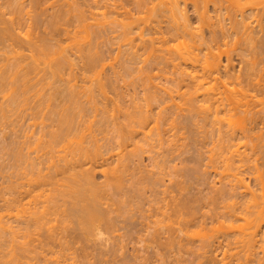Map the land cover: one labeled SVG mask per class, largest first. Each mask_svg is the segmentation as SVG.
<instances>
[{
    "label": "bare ground",
    "instance_id": "obj_1",
    "mask_svg": "<svg viewBox=\"0 0 264 264\" xmlns=\"http://www.w3.org/2000/svg\"><path fill=\"white\" fill-rule=\"evenodd\" d=\"M44 1L43 0H0V46L7 47L9 49L8 50L9 52H7V54H6L7 50L6 51L1 50V51H4L3 56H5V57H2V60L0 59L1 60L0 61V97L2 96L1 98L3 99V101H2L3 106L2 105L0 106V124L2 125L4 121H5V123H7L6 121L8 119H11L12 116H13V119L15 116L17 118L18 117L21 118L22 116L20 117L17 115L19 113H21V115H22L26 110H27V112L29 110V111H32L36 114V115L33 114V116L35 115V120L42 117L43 119L41 121L43 124H45L46 122H44V121L47 120V121H50V123H52L54 128L57 127L56 128L57 130L53 131L51 128L53 126L49 124L50 129H48L49 131L47 132V134H46V132H42L45 134H43L42 136L39 135L38 138H37V136L33 135V134H35V131L34 132H32V130L30 131V133L31 132L33 133V134L31 133L32 134V136H31L29 133H26L27 131L24 129V130H22V132L25 133L24 136L22 135L23 137L20 136L22 134V132H20V135L17 134V136H16V137L20 136L21 138L25 139L24 142H20V141H22V140H20V137L17 138L20 141H18L16 139V137L13 139V141H11L14 145V147H13L14 149L11 148L12 146L10 147L11 150L14 151L13 154L11 153L12 156H14L13 160L12 159L10 160V161H14V162H12V163H14V165L13 166L11 165V166L13 167L12 169L14 171L16 169L15 173L17 174V177L20 176V178H22V179L19 181V183L15 184V183H12L15 181V179L13 178L14 181H12L13 179L12 180L9 179L11 177H9V174H7V176L9 177L8 181H11L12 184H9V185L6 184L7 185L6 187L10 188L11 186H13V187H11L12 190H11V188H10V190L12 191L14 196L12 195V193H9V195L11 194L13 197L10 199H8L9 197H7L6 199H4V201L8 199L7 201H5L6 204H4V205H6L5 207H7V209L4 207L6 209L5 212L8 210V212H7L8 213V220H9V218H11L10 215H12L13 220H14L15 217L13 216V214L15 213V211L17 214L18 211L16 209H18V207L20 210L19 212H21V213H22V211L26 212V211H28V209H30L29 211H31V212H26V213L27 214L31 213V215L28 214L29 216H27V218L25 215L24 216L26 219L25 221L23 219H20V220H23L22 221L23 224H21V225H24L25 227L21 226L22 229H20V227H19L17 230L16 227H18V226L14 227L13 226L14 224L12 225L13 222L11 223L10 220L6 222L7 213H5L6 220L3 221L4 219L2 216H4V213L0 212L1 217H2V219H1L2 221H0V228L3 231L8 230L9 232L8 231H6V232L9 233V235H12L14 233L13 236L15 239L14 240L13 237L11 236V241L9 239L4 240V238H3V240H1L2 243H0V245L5 243L9 250L5 248L7 251L1 252V250H3V248H4L3 246H5V244L0 247L1 248L0 249V264H26V262L29 259L31 261V258L30 257L28 258L27 254L28 255L36 254L37 252L40 251L41 248H42L41 252H43V250H44L43 248L47 247V246L50 247L51 242L54 245L57 243L56 240H57L58 236H60V234L58 235V233H60V231L58 233H57V231H55L56 233L53 231L55 234L58 235L57 236L54 233H52V230H51V232L49 231L50 233L48 236V242H46L47 241L46 239L38 240L39 238H36L37 241H39V242H36V243H39V247H35L36 245L38 246V244H36L34 242L35 241L34 238L36 237V236L34 237V235H36V233L33 231L36 230L37 235H40L38 233V230H41L43 228L45 229V227L47 228V226L51 222H53V220H55L57 218V216H62V219H60V220L63 222L65 221V219L67 218V216H65V214H67V213H65L64 204H62L64 202V200L62 201V199H64V198H62L61 201L59 199L61 196L66 195L65 192L66 193L70 192L71 194H73L74 195V198H73L74 200H72L73 203L75 202L76 204H79V205H81V202H83L86 198H88V199L90 198V200H89L90 202L88 201V199H86V201H84L86 203L85 204L83 203L84 204L83 207H80V208H82L81 210H79V209L78 210L74 209V211L72 210L73 212L71 215L76 217L78 223H79L80 218L83 219V220H81L82 223L80 224L79 228H81V226H82L83 228H81V229L84 230V228H85L87 233H90V234L93 233L95 235L96 233L99 232V231H97V228H99L97 224L99 222L103 223V224L108 223V221L111 219V217L106 218V215L101 211L102 207L100 205L103 202L102 200L105 197L103 195L106 192L105 190H108L107 188H105V186L107 185V183L109 185V182H105V185L102 184V181H101V183H98V181H96V178H97L96 173L101 171L103 173L102 176H105L106 178L110 175L109 172L111 169H109V171H108V168L106 166L105 167L107 169L106 168L105 169L103 168L104 170L98 169L101 164H105L107 162L108 157L106 158V156L111 154L110 151H113L112 150L113 145L106 148V146L109 145L108 143H110L109 141L112 140V139L109 140V138H108L109 134H110V132H112L113 134L116 135L115 140L117 143V145H116L117 147L115 146V148H120L121 152H122V148H124L126 145H128V147H129L128 143L131 144L130 145L131 147L134 146L133 148H135L134 149L135 151H136V148L141 149L140 144H142V143H143L142 147L147 146L146 144H148V143L150 144L151 138H152V136H154V132L156 134L155 140H158V139H159V141L161 139L163 140L162 132L164 130L162 128L164 127L163 126L164 124H162L163 122L161 123L160 120H163V117L165 115L163 117H161L160 115H162V114L160 113V115H158V113H157V115L159 117H155V115L152 114L153 113L152 110L148 111L149 108L151 107V106H149L151 104V102L153 103L155 101L154 103H157L156 102L157 100H160L161 98L164 97L163 98L164 100H162V105H163V101H165V99L166 100H167V98L173 99L175 95L181 94L180 91H182V90H180V88L182 89V86L183 87L185 86L186 87L185 91L187 89H188L187 91L190 90L189 93H190L191 99H190V97L188 99H190L191 102L188 99H186V100H188L190 102L189 104L193 106V107L191 106L193 108V110L196 108V107H194L196 102L198 103L199 100H200L199 103L203 102V103H201L200 106H202V109L203 108L205 109L204 112H205V114H208V116L207 117L205 116L206 118H203L204 121H202V123H203L202 125H204V122L208 121L206 119L212 118L213 116L215 117L216 120H218L217 119L218 115L222 110H224L225 112H231L232 113V114H230L229 118L225 119L226 121L224 120L225 122H227L229 124V126H231V127H229L228 124L225 123V125H226V126L224 125L225 128L228 126L230 129L231 128L233 129L234 125L236 123L238 124V122L240 120L244 121L245 119H248L247 118L248 114H252V116L249 120H252L255 118V117H253L254 114L255 115H257L258 113L264 114V110H261V107L259 108L260 109L259 111H258V109L256 111H254V109H256V107L261 106L262 104L264 105V102H263L264 99L263 100L255 99L257 94L254 95L255 97H253V95H251V97H250V95H249V92H251V91L252 92L253 91L255 92L257 90L260 92L264 91V84L262 83L264 78L262 79V82L259 80V78H257L259 81L255 80L256 82L257 81L258 82L254 83V80L251 77V73L244 74L243 76H241V75L239 76L238 74L236 75V73L234 75V73H232L234 66H232L233 64H231V62H233L230 59L231 56L229 55L230 57H228V59L226 58L227 63L225 65H222V59H220V57H219L220 55L217 56V54L219 52L217 51L218 53L216 55H214V49L212 50V48L215 47L213 45L218 44L220 42V40L222 41L223 39L225 40L226 38H228V40H229V39H231V38H229V36L232 37V35L240 34L241 36H239V35H237V36H239L242 40H240L239 38H238L239 40H237V38H236V40L241 41V42L244 41V42H242L243 44L245 43L247 45L253 46L254 48L252 50H254V49L256 50V53L255 52L254 53L258 54L259 56H262L264 58V0H256V1H258L257 3H254L253 0H76V1L74 0V2L72 0V3H70L71 2V0H70V1H68L70 4L66 0H64L63 4H61L63 1V0H61V2L59 1L60 4L54 3L53 5H51L52 7H54V9H57L60 6V9L58 11L56 10L57 12L53 11L54 14H52V13L49 14L48 11H47L48 14H46V9L48 7L46 8L45 5H47L49 2L48 3L46 2L47 3L46 4V3H44ZM48 1H51V0H48ZM65 3L68 5V7L65 6L66 5ZM64 6L67 7V9H65ZM62 7H64V10ZM190 8L193 9L192 14H194L196 19L198 20V26L200 27L199 24H201V26H202V27H200V29L202 28V30H203L205 27L208 30V32H209L208 36L207 35L205 36L204 34L198 35L197 33L192 32L193 23L191 20V16L189 15V9ZM223 12H225L226 15H223L222 14ZM46 15H48V16L45 18ZM70 23H71V25H70ZM44 26L47 27V31H45V34H44V32L42 34V33H40V31H41L40 28L43 27L42 29L45 30ZM195 28H197V27H195ZM193 31H195V30H193ZM198 31H199V29H198ZM203 31L202 32L200 31V32L203 33ZM197 35H198V39H197L198 41L196 40L197 37H195ZM187 37H191V39H194V42H193V40H192V42L193 43L198 42L197 44H199V45L195 44L193 46L190 42L183 40V39H186ZM235 37H233V38H235ZM180 38L182 41L180 40ZM55 39H56V41H55ZM177 40L179 43H180V41L182 42L181 43L182 46H181V44H179L181 46V48L179 47V49H178L176 47L177 49L175 48L176 50H174L173 48H170L168 46L170 44V42H172V41L177 42ZM223 42H225V41H223ZM227 42H229V41H227ZM247 45H245V46H247ZM195 46H197L198 49L201 48L199 50V52L204 51L205 53L204 54L201 53L202 56L199 53H196L197 48ZM236 46H237V44H236ZM103 47H105L104 48L105 50H106V48H110V50H107V51H110L109 52L110 56L106 55V51L103 49ZM239 47L243 48L244 46L240 45ZM217 49H219V48L217 47ZM250 50H249V52H250ZM26 52L29 54L27 55ZM251 53H252V51H251ZM0 54H3V53H0ZM112 54H114V55H112ZM219 54H221V53H219ZM244 54H245V52H244ZM25 56L30 57V60H28L27 57H25ZM108 56L109 57L113 56L114 59H116V60H113V57L110 58L111 60H113L115 62L116 68L118 67L117 70L113 66L114 62H112L113 64L110 63V61H111L110 59L108 60L109 62H107V59L109 58ZM251 56H253V53ZM226 57H227V54H226ZM25 58L27 61L25 60ZM117 60L120 63L119 65H117V62H116ZM254 60L255 59H253L254 63L252 62V60L250 62H252L255 65L257 63V61H254ZM260 60L262 61L263 59H260ZM244 61H245V59H244ZM250 62H248V63H250ZM142 63H145V64H143L145 66L139 67V65L140 64L142 65ZM252 63H250V64H252ZM258 65H259V63H258ZM135 66L138 68H136ZM255 66H257V65H255ZM255 66L253 68H255ZM119 67H120L121 71L119 70ZM167 67L172 68V70H170L172 72L170 73L171 75L169 74L170 75L169 77L166 76L167 80L165 82H167V84L174 83L173 86L171 84V86L174 88H175V85H178L179 89L178 90L175 89L176 91L171 86L170 87L172 88V90L168 88L170 84L168 85V87L166 86L167 87L166 88V87H164V85H162V82H161V85H162L161 86L158 83L160 81L157 82V80H159V79H157V80L155 79L157 83L155 81H153L154 78L160 74V72H158V70L160 71L162 69L161 72H163V68H166V69H164V71H166V72H163V73H165V74L167 73V75H168V73L170 71H169V69H167ZM198 67H201V68H199V69H201V71L198 69ZM258 68H260V67H258ZM110 70H111L113 75L111 74V72L107 75L108 72L106 73V71H110ZM167 70H168V72H167ZM123 71L125 73H129V72L132 73L131 71H133V73L140 74V75H136L139 78L138 79L136 77V79H137V80L135 79L136 84H138L137 83L138 80L141 79V75L144 76V79H141L140 82L142 81V83L144 84V81H145L146 84H144L145 86H143V84H142V87L146 88V86H147L149 88V91L151 90L150 94L151 93L153 94V95L152 94L149 95V98H151L153 96L150 100L151 102L149 101L150 103L146 100V103L147 102L149 103V104L147 103L148 104L147 105L148 110H146L147 106L143 110V107L145 105L142 106L141 105L142 102L140 104L139 102H137L138 100H136V99H134L133 103H132V105H133L132 110L133 111L131 110V108H130L131 111H129L127 109L124 110L123 106H125V104L122 105L123 103L121 104V100L123 101V99L125 97L124 98H123V96H121L122 98L119 97L120 96L119 93H118L119 95L115 93L117 97L115 96L116 97V98H114V99H116L115 101L112 100L113 103H110L108 101V100H111L113 97L112 96L106 97L107 95H110V94H107V91L111 92L110 91L111 87H112L111 90H113V88L115 89L116 84H114V83H117L116 82L117 80L115 82H113V79L111 76H115L117 78V76L118 77L121 76L120 73L122 74ZM153 71H155V72L157 71L158 75L155 73L156 75L154 76V74H152ZM251 71H252V67H251ZM253 71H254V69H253ZM258 71H260V70H258ZM246 72H247V70H246ZM130 73H129V75H130ZM133 73H132V75H134ZM253 74H255V73H253ZM123 75L124 74H122V76ZM161 75H163V74H161ZM163 76H165V75H163ZM171 76H172V78H170ZM53 77L57 78V82H58V80H60L59 83L61 82V84L62 83L65 84L64 85L65 88L63 85H62L63 87L61 86L63 91L60 89L61 87H59V88L57 87L59 90H61V92L59 91V93H57V94L61 100L67 99L66 97L65 98H62V97L64 96L63 94H66L65 92L68 91L67 94H69L70 100L67 99V102L69 101L67 103V105H65V104L62 105V103H64V101L60 102L59 98L57 99L58 101H56L57 103L52 102V100H50L52 98L50 96L53 94L54 91L51 92L49 95L48 94L49 91L47 92V90L48 89L51 90L52 85L56 82V81H54V82L52 81V79H54ZM222 77L225 78V79L223 78L224 79L223 81H222ZM241 77H243V78H241ZM114 80H115V78H114ZM224 81H226V82H224ZM230 81H232L233 83H238L239 84L238 87H241V88L239 89L237 87L238 89L236 88V90H235V88H234V90H231L233 88L227 89L229 84L232 85V83ZM219 83H221V86L219 85ZM87 84H88V86H87ZM242 84H244V85H242ZM107 85L108 86L111 85L109 87L110 89L108 88ZM117 85H118V83H117ZM47 87H48V89H45ZM233 87H236V86H233ZM57 88H56V90H57ZM221 88H224V90ZM53 89H55V88H53ZM116 89H117V87H116ZM149 91H148V94H149ZM176 92H177V94H176ZM44 93L46 96L48 94V96L46 97L44 95ZM161 93H163L162 94V95H164L163 97H162V95L161 96L159 95ZM174 93H175V95H174ZM55 94L56 93L54 92V97H55ZM57 94H56V96H57ZM60 94L63 96L61 97ZM154 94H155V96H154ZM100 96H102V98L104 97L105 100L103 101L102 98L100 100L99 99ZM55 98H57V97H55ZM40 99H42L44 102H42ZM40 101H41V104L39 103ZM111 104H112V106L110 108ZM172 104H174V103H172ZM159 106H160V104H159ZM166 106L168 107V105H166ZM170 106H171V104H170ZM125 108H126V106H125ZM166 108H164V109H166ZM198 108H199V106H198ZM19 110L20 111L22 110V111L20 112ZM123 110L126 111L124 114H123V112H124ZM189 111L190 112H188V113L191 114V110H189ZM32 112L30 113L29 116L32 115ZM225 112L223 113V115L225 114ZM14 113H15V115H14ZM227 115H229V114H227ZM243 115H245V116H243ZM36 116L37 117L39 116V117L37 118ZM210 116H212V117H210ZM220 116H221V113H220ZM201 117H202V115H201ZM17 118H16V121L15 120L13 122L8 121L7 125L11 123L10 125H15V126L17 125V127H18V125H19L18 122H20V120H17ZM22 118H24V117H22ZM30 118H34V117L31 116ZM45 118H47V119L44 120ZM13 119H11V120H13ZM194 119H196V118H194ZM223 119H224V117H223ZM165 120H166V116H165ZM198 120H200V119H198ZM214 120H212V121H214ZM255 120H256V118H255ZM21 121H23V120H21ZM244 122H246V121H244ZM40 124H41V122H40ZM55 124H57V125L55 126ZM152 124H153V126H152ZM193 125L196 126V124H193L191 122L192 127H193ZM150 126H152V127H150ZM112 127H113V130H112ZM22 128H23V126H22ZM41 128L44 129V127H41ZM45 128L47 129V127H45ZM193 128H195V127H193ZM221 128H223V127H221ZM243 128H244V126H243ZM39 130H40V128H39ZM50 130H52V131H50ZM218 131H219V134L221 136L226 131V129L224 132H222V129L218 130ZM28 132H29V130H28ZM98 132L101 134L103 133L105 135V137H104V135H101V137H99L100 135ZM97 133H98V135H97ZM180 133H182V132H180ZM227 133H229V132H225L224 134H227ZM250 133H252V132H250ZM254 134H256V133H254ZM45 135H46V137H44V139H46V140L48 139L47 141L42 139L43 136H45ZM107 135H108V137H107ZM110 135H112V134H110ZM223 136H222V141L224 140V137H226V136L227 137L225 139L227 141L224 140L225 142L222 143L223 148H220V149L224 150V148L226 147L225 152L230 153V155L232 156L231 158L227 157L228 159L227 158L225 159L227 161L224 162V164L226 163V166H224L225 167L224 169L228 170V171L226 170L229 173L228 175L233 177L232 180H234V179L236 180L237 183L235 185H237L239 182L241 183L245 180L239 176V174L241 173V171L239 172V170H238L240 168V165L242 166V164H243L246 166L247 164H250V162L253 163V160L251 158L252 156H250L251 154L250 155H248V153L246 154V151L244 154H242V153L240 154L239 153L240 151H238V149L233 150V148H235V146L233 145L234 143L232 142V139L234 137L233 138H231V137L234 135H231V137L229 135H226L224 137ZM157 137H158V139H157ZM260 137H261V135H260ZM99 138H102V141L107 142V144H103V142ZM153 139H154V137H153ZM249 139L251 140V137H249ZM107 140H109V141H107ZM230 141L233 144L232 143L230 144L229 143ZM247 141H249V140H247ZM111 143H112V141H111ZM170 143H173V142H170ZM225 143H228V144L226 145ZM21 144H22V146H21ZM102 144H103V146H102ZM238 144H239V142H238ZM23 145H25V147H23ZM152 145H150V146H152ZM259 145H260V143H259ZM5 147H7V146H5ZM158 147H160V146H158ZM256 147H257V145H256ZM104 148H105V150H103ZM146 148L147 147H145L143 149H146ZM247 148H249V147L247 146ZM254 148H255V145H254ZM140 149H139V151H140ZM130 150H131L130 152H132V148ZM134 152H133V154H128V155L129 156L131 155V157L132 156L137 157V156L141 155V154L137 155L138 149H137L136 153H134ZM142 152L140 151V153H142ZM118 153H116V154H118V157L123 156L122 158L124 160L128 159L127 160L128 162H131V160L132 161L134 160L133 157L132 158L130 157L131 160L129 158H124V156L125 157H128V156H126V154L123 152H122V154H124V155L121 156L120 155L121 153L119 150H118ZM144 153H146V152H144ZM34 154H36V155H34ZM227 155H229V154H227ZM236 155L241 158V159L238 158V161L240 160L238 166H237V164H235V161H234L235 159H237V158H235V157H237ZM109 157L112 158L113 156H109ZM141 157L139 159H141ZM233 157H234V159H233ZM110 158H109V160H111ZM151 159H153V158H151ZM118 160H120V158ZM124 160H122V161H124ZM256 160H254V161H256ZM109 162H111V161H109ZM124 163L121 162L122 165H124V166L126 165V168L123 167V169L128 170L129 169L128 168L129 163H127V164H126V162H124ZM9 164H10V162H9ZM117 165L118 166H115L114 168L121 166L119 164H117ZM11 166H10V170H12ZM84 166H86V168ZM102 166H104V165H102ZM251 166H253V164H251ZM8 168H9V166H8ZM117 169H119V168L112 170L113 177H114V179L116 178V180L112 181V183H115V181H117V180L120 181L124 177V176L121 177L118 174L119 173L118 171H120L121 169L120 170H117ZM134 169L137 170V167L134 166ZM242 169H243V167H242ZM8 170L6 169V172L10 173V171H8ZM14 171H13L12 176L14 175ZM139 171H140V169H139ZM237 171H238V174L236 173ZM17 172H19V174ZM122 172L125 173L123 170H122ZM142 172L140 171V173H142ZM107 174H109V175L107 176ZM141 175L143 176V174H140V176ZM161 175H162V173H161ZM140 176L138 174L137 179H142L141 178L142 176L141 177ZM149 176H150V174H149ZM260 176L262 178V175H260ZM17 177H15V178H17ZM157 177L158 176H156L155 178H157ZM144 178L146 180L145 176H144ZM151 178L152 177H150V179ZM244 178H245V176H244ZM153 180H151L150 182H153ZM158 180H159V177L157 180L155 179L154 182L156 183ZM117 182H116V184H117ZM229 182L233 183L231 180H229ZM144 183H145V181H144ZM157 183H159V181ZM261 183H262V186H261L260 191H261V193L263 191L262 199H260L261 194H260V196H258V194L256 193L257 191L255 192L253 190L254 191L253 193L250 192V194H252V195L250 196L251 200L248 203H244L243 201H242L243 202L242 204L233 203L234 205H232V203H231V205H232L231 207H233L232 210H231V207H230V209H229V207H225V210H227L228 214H229L228 216L226 215L227 217H225V214H227V212L226 213H220L219 211H217V213L219 212L221 214V216L223 214L224 218H227L229 221L233 220V222L231 221L232 223H230L231 225L227 228H230L231 231L233 230V234L238 235V238H236V242L238 243V245L240 244L239 247H240L242 253H241V251L240 252L238 251V252H239V254L241 253L240 254L241 256L242 255L244 256V260L246 258L245 261L249 260L252 257V255L255 254L254 251H257L255 249H258L257 244L261 243L262 241L264 242V236H263L264 234L261 235V233H260L261 222H264V201H263V199H264V180ZM119 184L120 183H118L117 185L119 186ZM121 184L122 185H120V187L122 186V188H123V186L127 185V184L123 185L122 182H121ZM146 184H149V183H146ZM150 184H151V186H153L152 185L153 183H150ZM154 186L152 188H154ZM245 186L248 187V185H245ZM43 187L44 188L46 187V189L49 188L48 189L49 195H47L48 201L45 200L46 202H44V203L40 202V204L42 205L41 206L40 204H38L36 202H39L38 200L41 198L40 196H42L43 192H45V190H46V189H43ZM144 187H142V188H144ZM155 187H157V185ZM160 187H161V185L159 186V188ZM221 187H220V189H221ZM232 187L235 188V186H232ZM232 187L230 186L229 189H231ZM62 188H64V189H62ZM116 188H119V187H116ZM137 189L140 190L139 188H137ZM145 189H147V188H145ZM156 189L154 188L152 190L153 191L155 190V192H156L158 190V189L157 190ZM232 189L230 190L231 192L229 191V193H227L225 198L231 197V199H232L237 195V193L234 194V190H232ZM42 190H44V191H42ZM117 190L118 189H116V191ZM240 190H241V188H240ZM165 191H166V189H165ZM155 192H154V194H157ZM70 193H69V196H70ZM158 193H159V191H158ZM166 193H167V191H166ZM254 193H256L257 196L254 195ZM223 194H224V192L222 193V195ZM73 195H72V197H73ZM32 196L35 200H30V203H28V205H31V203H35V204H37L36 206L40 205L41 208L40 207L39 208L33 207L34 209L31 210L32 207L27 206L26 211L22 210L23 208H20V207L24 206V204H25L24 200L26 199V197L29 200V198H32ZM66 196H68V194ZM66 196H64V197H66ZM108 196H109V194H108ZM111 196H112V194H111ZM162 196H163V194H162ZM258 197H259V200L261 202L258 200ZM47 198H44V199H47ZM163 199L165 200V197ZM163 199H162V201H163ZM191 199L194 200V198H192V197H191ZM217 199H219V198H217ZM217 199H216V197L214 198L215 201ZM28 200H26V201H28ZM110 200L112 201V199H110ZM157 200H158V198H157ZM189 200L187 202L181 201V203H175L174 201H172L175 204L173 206L170 205V208H168L170 211H172L174 209V212L172 211L173 212L172 214L176 213V215L179 217L176 219V218L171 217V215H170V217L168 216L169 219L171 218V221L173 219H175L178 222V219H180V221L178 223L173 220L174 223H176V225L178 224V227L177 226L173 227L174 226L173 223H172L173 226L167 225V227H166L165 222H163V223L165 224L166 229H165L164 225L162 226V227H164L165 230H169L168 229L169 227L174 230L173 241L178 242L177 240L181 239L180 242H178V243H179L180 247L184 246V247H182L184 249L187 248L186 247L187 244H185V243H188V244H190V243H189V240H188V242H186L187 240L183 241L182 238L184 237L183 239H185L184 235L185 234L188 235L187 234L188 230H191L190 227L193 225L195 226L196 224H199L202 222L204 223L205 220L208 218V216H210L211 219L214 217V215L213 216L212 215L207 216V214H205V213H203V214L200 213L199 210H202V208L200 206V208H201L200 209L199 205L198 206L196 205V202H195L196 200H194L195 204L192 203L193 202L192 200H190V201ZM198 200H197V202H199ZM241 200H244V199H241ZM34 201H36V202H34ZM42 201H44V200H42ZM115 201H117V200H115ZM162 201H160V202H162ZM244 201H246V199ZM107 202L108 201L106 200L105 203L107 204ZM110 202H109V204H110ZM203 202H205V201H203ZM219 202L222 203L221 201H219ZM45 203H47V204L45 205ZM123 203L125 204L124 201H123ZM214 204H215V202H214ZM67 205H69V204H67ZM65 206H66V201H65ZM215 206H217V205L215 204ZM161 207H164V206H161ZM171 207H173V208L171 209ZM25 209H26V207H25ZM67 210H68V207L66 208V212H67ZM68 211H70V210H68ZM162 212H164V211H162ZM215 212H216V210H215ZM215 212H214L215 218H218L219 213L217 215ZM82 213H83V215H81V217H80V214H82ZM18 214H20V213H18ZM74 214H76V215H74ZM163 215H165V212ZM216 215H217V217H216ZM18 217H19V215H18ZM20 218H22V216ZM165 218L167 219L166 216H165ZM203 219H205V220H203ZM240 220L243 221L244 223L242 224V222H240ZM11 221H12V219H11ZM111 221H113V220H111ZM238 221L241 224L236 226L235 224H237ZM2 222H3V224H1ZM66 222L68 223V220ZM218 222H220V221H218ZM15 224L17 225V224H19V222L15 223ZM64 224H66V223H64ZM51 225H52V223H51ZM68 226H70V225H68ZM74 227H76V226H74ZM74 227H73V229L77 228V227L76 228H74ZM157 227H160V226L157 225ZM196 227H198V226H196ZM217 227H219V226H217ZM50 228H52V226ZM48 229H49V227H48ZM48 229H47V231H48ZM106 229H104V231ZM219 229L225 230L226 228H219ZM63 230H65V229H63ZM156 230H158V228L154 229L155 232H156ZM159 230H163V228L162 229L159 228ZM3 231H1V232L3 233ZM72 231H74V230H71V232ZM81 231H77V232H81ZM116 231H117V229H116ZM158 231H157V233H159ZM110 232H112V231H110ZM167 232L169 233L170 230ZM199 232H200V230H199ZM201 232H202V230H201ZM229 232H230V230H229ZM99 233H102V231ZM104 233H102V234H104ZM165 233H166V231H165ZM171 233L172 232H170L169 234H171ZM196 233H197V231H196ZM3 234L1 235V233H0L1 237L4 236ZM230 234L228 236H230ZM17 235L18 236L20 235L21 237L24 236L23 238H21V240L22 239L25 240V241L23 240L24 243L23 242L21 243L20 242L21 240L19 241L20 238H18ZM159 235H161V234H159ZM205 235H207V234H205ZM45 236L46 235L43 234L42 237H45ZM102 236H104V235H102ZM181 236H183V237L181 238ZM60 237L63 238L62 236H60ZM169 237L170 236L168 235L167 239ZM171 237H172V234H171ZM5 238H7V236ZM108 238H109V236H108ZM201 238L203 240H205L207 237L201 236ZM12 239H13V241H12ZM33 239H34V241H33ZM76 239H78V237ZM261 239H263V240H261ZM42 240H45V241H42ZM59 240H58V242H59ZM226 240H227V242L229 241L228 237ZM6 241L11 242V243L7 244ZM29 241L34 242V243H31V242L29 243ZM55 241H56V243H55ZM63 241L64 240H62V242ZM210 241H214V240H210ZM210 241H208V243H200L199 247L197 248L198 251L200 250L199 251L200 254L202 251H204L202 253L203 255L206 254V256H207L208 253L211 254V252H210L212 250L211 244H214V243H211ZM194 242H196V241H194ZM201 242H203V241L201 240ZM262 243L259 245H263ZM28 244H31V245L34 244L35 246L32 245V247H30V246H28ZM58 244H60V243H58ZM259 245H258V247H260ZM175 246H178V245H175ZM189 246H188V248H191V249L193 248V247H191V245H189ZM196 246H198V245H196ZM229 247H231V245H229L228 248ZM10 248H11V250H10ZM38 248H40V249L37 251ZM182 248H180V249H182ZM263 248H264V246H263ZM263 248L261 246L260 249L263 250ZM209 249H211V250H209ZM45 250H47V248H45ZM35 251H37V252L35 253ZM198 251L197 252L195 251V253H199ZM44 253H47V252H44ZM58 253H60V251ZM231 253H232V251H231ZM200 254H198V256ZM202 254H201V256H203ZM228 254L230 255V253H227L226 255H228ZM235 254H237V253H235ZM239 254H238V257H239ZM40 256H43V255H40ZM206 256H204V258H206ZM57 257H59V256H57ZM214 258H215V256H214ZM228 258H229V256H228ZM233 258H234V256H233ZM233 258H231V260ZM47 259H50V261H51V258L47 257ZM238 259L241 261V259H243V258H241V259L237 258V260ZM261 259H264V258H261ZM39 260H41V259H39ZM206 260H207L206 264H219V262L217 260L213 259L212 256H207ZM226 260H227V257H226ZM226 260L220 262V264H229L228 262H226ZM231 260H230V262H231ZM255 260L258 263V260L257 259H255ZM24 261H26V262H24ZM251 262H252V260H251ZM74 263H76V262H74ZM27 264H29V263H27ZM65 264H66V260H65Z\"/></svg>",
    "mask_w": 264,
    "mask_h": 264
},
{
    "label": "rangeland",
    "instance_id": "obj_2",
    "mask_svg": "<svg viewBox=\"0 0 264 264\" xmlns=\"http://www.w3.org/2000/svg\"><path fill=\"white\" fill-rule=\"evenodd\" d=\"M44 1V0H43ZM53 1V2H52ZM61 2V0H51V1H44V3H46L47 5H45V7L47 8L46 9V14H48V12H49V14L50 13H52V14H54L53 13V11H58L59 9H60V6H59V8H57V9H54V7H52L51 5H53L54 3L55 4H60V2ZM67 2L68 1H70V0H66ZM76 1V0H75ZM254 1V3H257L258 1H256V0H253ZM256 1V2H255ZM58 2V3H57ZM63 2H64V0L62 1V3L61 4H63ZM73 2H74V0H73ZM69 3V2H68ZM70 3H72V0H71V2ZM69 3V4H70ZM66 4V3H65ZM64 4V5H65ZM49 5V6H48ZM57 6V5H56ZM65 6H67L68 7V5L66 4ZM64 6V7H65ZM53 9H52V8ZM58 7V6H57ZM64 7H62L63 8V10H64ZM67 7H65V9H67ZM51 8V9H50ZM56 8V7H55ZM191 9V8H190ZM189 9V15L191 16V20H192V23H193V25H192V32H194V33H197L198 35H200V34H204L205 36L207 35L208 36V34H209V32H208V30L204 27V31L202 30V28L200 29V27H202L201 26V24H199L200 25V27L198 26V20L196 19V17L194 16V14H192L193 13V9H191L190 10ZM48 11V12H47ZM51 11V12H50ZM56 11V12H57ZM51 14V15H52ZM223 15H226V13L225 12H223L222 13ZM193 15V16H192ZM48 15H46L45 16V18L47 17ZM50 16V15H49ZM197 21V22H196ZM70 25H71V23H70ZM197 27V28H195V27ZM45 27V30L44 29H42V28H40L41 29V31H40V33H42L43 34V32H44V34H45V31H47V27L46 26H44ZM199 27V28H198ZM194 28V29H193ZM198 29H199V31H198ZM259 29V28H258ZM44 30V31H43ZM193 30H195V31H193ZM257 30V29H256ZM198 31V32H197ZM203 31V33H201V32ZM258 31V30H257ZM198 35L197 36H195V37H197L196 38V40L198 39ZM237 35H239V36H241L240 34H237ZM237 35H232V37L231 36H229V38H231V39H229L228 40V38H226L225 40L223 39L222 41L220 40V42L218 43V44H216V45H213V46H215L214 48H212V50L214 49V55H216L218 52L219 53H221V54H217V56H219L220 57V59H222V65H225L226 63H227V59H228V57H230V59L233 61V62H231V64H233L232 66H234L233 67V71H232V73H234V75H235V73H236V75L238 74L239 76L241 75V76H243L244 74H247V73H251V77H252V79L254 80V83H257L259 80L262 82V79L264 78V58L262 57V56H259L258 54H255L256 53V50L254 49V50H252L254 47L253 46H250V45H247V44H243L242 42H244V41H237V40H242L239 36H237ZM236 36V37H235ZM233 37H235V38H233ZM236 38H237V40H236ZM239 38V39H238ZM59 39V38H58ZM57 39V40H58ZM233 39V40H232ZM235 39V40H234ZM180 40H181V38H180ZM183 40H186L187 42H190L193 46L196 44V45H199V44H197V43H193L194 42V39H191V37H187L186 39H183ZM192 40H193V42H192ZM55 41H56V39H55ZM54 41V42H55ZM182 41V40H181ZM180 41V43L178 42V40H177V42L175 41H172V42H170V44L168 45L170 48H173L174 50H176L177 48L179 49V47L181 48V46H182V42ZM185 41V42H186ZM198 41V40H197ZM223 41H225V42H223ZM227 41H229V42H227ZM223 42V43H222ZM239 42V43H238ZM175 43V44H174ZM179 44H181V46L179 45ZM229 44V45H228ZM236 44H237V46H236ZM239 44V45H238ZM244 46L243 48L242 47H239V46ZM245 45H247V46H245ZM172 46V47H171ZM184 46V45H183ZM109 47V46H108ZM177 47V48H176ZM196 48H197V50H196V53H199L200 55H201V53L202 54H204L205 52L203 51V52H199V50L201 49V48H199L198 49V47L197 46H195ZM201 47V46H200ZM217 47L219 48V49H217ZM246 47V48H245ZM105 47H103V49H104ZM176 48V49H175ZM230 48V49H229ZM235 49V50H234ZM250 50V52H249V50ZM1 50H7L6 51V54H7V52H9L8 50V48L7 47H2V46H0V51ZM105 50V49H104ZM107 50H110V48H106V55H109L110 56V51H107ZM241 50V51H240ZM218 51V52H217ZM228 51V52H227ZM236 51V52H235ZM243 51V52H242ZM251 51H252V53H253V56H251L252 55V53H251ZM108 52V53H107ZM238 52V53H237ZM244 52H245V54H244ZM255 52V53H254ZM0 53H3V54H0L1 56V60H2V57H5V56H3L4 55V51H1ZM27 53V52H26ZM25 53V54H26ZM29 53H27V55H28ZM226 54H227V57H226ZM234 54V55H233ZM112 55H114V54H112ZM117 55V54H116ZM230 55V56H229ZM244 55V56H243ZM108 56V57H109ZM202 56V55H201ZM216 56V57H217ZM242 58H241V57ZM255 56V57H254ZM257 56V57H256ZM7 57V56H6ZM25 57H27V56H25ZM113 57V56H112ZM112 57H109L108 59H107V62H109L108 60L110 59V58H112ZM250 57V58H249ZM254 57V58H253ZM262 57V58H261ZM24 58V57H23ZM227 58V59H226ZM5 59V58H4ZM27 59L28 60H30V57H27ZM243 59V60H242ZM244 59H245V61H244ZM249 59V60H248ZM253 59H255L254 61H257V63L255 64V65H257L258 67H260V68H258L257 66H255L253 63ZM258 59V60H257ZM260 59H263L262 61L260 60ZM0 60V61H1ZM25 60H26V58H25ZM111 60V59H110ZM113 60H116V59H114V57H113ZM113 60H111L110 61V63H112V62H114ZM119 60V59H118ZM118 60L116 61L117 62V65H119L120 63L118 62ZM252 60V62H250ZM27 61V60H26ZM120 61V60H119ZM243 62V63H242ZM248 62H250V63H252L254 66H255V68H253L254 66L252 65V64H250V63H248ZM258 63H259V65H258ZM113 64V63H112ZM143 64H145V63H142V65L140 64L139 65V67H144L145 65H143ZM244 64V65H243ZM113 66L115 67V69L117 70V68H116V64H115V62H114V64H113ZM242 66V67H241ZM252 67V71H251V67ZM134 67V66H133ZM136 67V66H135ZM171 67V66H170ZM170 67H167V69H169V71L170 70H172V68H170ZM136 68H138V67H136ZM199 68H201V67H198V69ZM164 69H166V68H163V72H166V71H164ZM253 69H254V71H253ZM109 70V69H108ZM119 70L121 71V69H120V67H119ZM158 70V69H157ZM200 71H201V69H199ZM246 70H247V72H246ZM258 70H260V71H258ZM162 71V69L159 71L158 70V72H160V76L157 74L158 72L156 71H153L152 72V74H154V76L157 74L158 76L157 77H155L154 78V80L153 81H155L156 82V80L157 79H159V80H157V82L158 81H160V82H158L160 85H161V82H162V85H164V87H168V85H169V89H171L172 90V88L175 90V89H179L178 87V85H175V88L174 87H172L173 85H174V83H169V84H167V82H165L166 80H167V78H166V76L167 77H169L171 74V72L172 71H170L169 73H168V75H167V73L165 74V73H163V72H161ZM223 71V70H222ZM251 71V72H250ZM108 72V73H107ZM111 72V70L110 71H106V73H107V75L109 74ZM132 73H133V71H131ZM167 72H168V70H167ZM105 73V74H106ZM130 73V72H129ZM129 73H125L124 71L122 72V74H124L123 76H122V74L120 73V75L121 76H117V78L115 77V76H111L112 77V79H113V82H115L116 80V82L118 83V85H117V83H114V84H116L115 86L117 87V89H116V87H115V89L113 88V90H111L112 89V87H111V89L109 88L110 86H108V88L110 89V91L111 92H109V91H107V94H110V95H107L106 97H110V96H112L111 98V100H108L110 103H113V101L112 100H116V99H114V98H116L117 96H116V94H120V96L119 97H121V96H123V101L121 100V104L122 105H124L125 104V106H126V108H125V106H123L124 107V110L125 109H127V110H129V111H131L133 108V105H132V103H133V100L134 99H136V100H138L137 102H139L140 104H141V102H142V106H144L143 107V110H144V108H146V106L151 102L150 100H151V98L153 97H151V98H149V95H151L150 94V92H151V90L149 91V88L146 86V88L145 87H142V81L140 82V80L141 79H144V76H142L141 75V79L140 80H138V84H136L135 83V81L137 80L136 79V75H140V74H136V73H133L134 75H132V73H130V75H129ZM156 73V74H155ZM253 73H255V74H253ZM111 74H112V72H111ZM161 74H163V75H165V76H163V75H161ZM170 74V75H169ZM253 74V75H252ZM113 75V74H112ZM132 75V76H131ZM144 75V74H143ZM129 76V77H128ZM152 76V75H151ZM122 77V78H121ZM140 77V76H139ZM165 77V78H164ZM255 77V78H254ZM54 79H52V81L54 82V81H56L53 85H52V88H51V90L50 89H48V87L47 88H45V89H48L47 90V92H48V94L50 95V93L51 92H55L56 94L57 93H59V91L61 92V90L63 91V89H62V87L65 85V84H61V82L59 83V81L60 80H58V82H57V78H55V77H53ZM114 78H115V80H114ZM138 78V77H137ZM170 78H172V76L170 77ZM224 77H222V81L225 79H223ZM241 78H243V77H241ZM257 78H259V80L257 79ZM56 79V80H55ZM124 79V80H123ZM136 79V80H135ZM139 79V78H138ZM156 79V80H155ZM255 80H258L257 82L255 81ZM144 81V80H143ZM228 81V80H227ZM134 82V83H133ZM156 82V83H157ZM224 82H226V81H224ZM231 83H232V85L233 86H236V87H233L231 84H229L228 85V87H227V89H230V88H233V89H231V90H234V88H235V90H236V88L239 86V84L238 83H233L232 81H230ZM58 83V84H57ZM141 83V84H140ZM165 83V84H164ZM263 84H264V79H263V82H262ZM61 84V85H60ZM144 84H146L145 83V81H144ZM143 84V86H145ZM155 84V83H154ZM171 84H172V86H171ZM237 84V85H236ZM245 84V83H244ZM244 84H242V85H244ZM63 85V86H62ZM135 85V86H134ZM157 85V84H156ZM161 85V86H162ZM219 85L221 86V83H219ZM62 86V87H61ZM87 86H88V84H87ZM120 86V87H119ZM172 88H171V87ZM177 86V87H176ZM241 86V85H240ZM59 87H61L60 89L61 90H59L58 88ZM114 87V86H113ZM166 87V88H167ZM185 87V86H184ZM183 86H182V89L180 88V90H182V91H180V93L182 94H179V95H175V93H174V98L173 99H169V98H167V100L165 99V101H163V105H162V100H164L163 98V96L164 95H162L163 93H161V94H159L160 96L162 95V97L163 98H161L160 100H157L156 102L157 103H152L151 102V104L149 105V106H151L150 108H149V110H148V106H147V109L146 110H148V111H151L152 110V114H154L155 115V117H159L158 115H160V113L162 114V115H160L161 117H163L164 115L166 116V120H165V116L163 117V120H160L161 121V123L162 124H164L163 126V132H162V135H163V142L160 140L159 141V139H158V137H157V139L158 140H155V136H156V134H155V132H154V136H152V138H151V141H150V144L148 143V144H146L147 146H145V147H147L146 149H143V148H145V147H142L143 145V143L142 144H140L141 145V149L140 148H136V151L134 150L135 148H133L134 146H130L131 144L130 143H128L129 144V147H128V145H126L124 148H122V152L123 153H125L126 154V156H128V157H125L124 156V158H129L130 160H131V158L133 157L134 158V160L132 161L131 160V162H128L127 160L128 159H123L122 157V155H124V154H122V152H121V150H120V148H115V146L117 145V143H116V140H115V134H113L112 132H110V134H112V135H110L109 134V137H108V135H107V137L109 138V140L110 139H112V140H107V141H109L110 143H108L109 145H107L106 146V148H108L109 146H112L113 148H112V150L113 151H110V153L111 154H109V155H107L106 156V158L108 157V160H107V164L105 165V164H99L100 166H99V168L98 169H101V170H104L106 167L108 168V171H109V169H111L110 170V172H109V174L111 175H109V174H107V178L105 177V176H102L103 175V173L101 172H98V173H96V181H98V183H101V181H102V184H104L105 185V182H109V185H108V183H107V185L105 186V188H107L108 190H105L106 192H105V194H103L104 196V199L101 201L102 203H101V207H102V209H101V211L106 215V218L107 217H111V219L108 221V223L110 224H108V223H98L97 225H98V227L99 228H97V231H99V232H101L102 231V233H104V234H102V233H96L95 235L92 233V234H90V233H87V231H86V229L84 228V230L83 229H81V228H83L82 226H81V228H79L80 227V224L82 223L81 222V220H83V219H81L80 218V220H79V223H78V221H77V219H76V217H74L73 215H71L72 214V212L74 211V209H79V210H81L82 208H80V207H83V205L86 203V202H84V201H86V199H88V198H84L85 200L83 201V202H81V205H79V204H76L75 202L73 203V201L72 200H74L73 198H74V195L73 194H71L70 192H68V193H66L65 192V194L67 195L68 194V196H69V193H70V196L68 197V196H66V195H64V196H66V197H64V196H61L59 199H60V201H61V199L62 198H64V199H62V201L64 200V202L62 203V204H64V207H65V213H67V214H65V216H67V220H68V223L66 222L67 220L65 219V221L63 222V221H61L60 219H62V216H57V218L55 219V220H53V222H51L52 223V225H51V223L47 226V228L45 227V229L43 230V229H41V230H38V233L40 234V235H37V232H36V230H34L33 232H35L36 233V235H34V239H35V241H34V239H33V241L36 243V242H39V241H37V239L36 238H39L38 240H41V239H46L47 241L46 242H48V236H49V233L51 232V230H52V233H54L55 231H57V233L60 231V233H58V235L60 234V236H62L63 238H61L60 236H58L57 234H55V235H57L58 236V238H57V243H56V241H55V245L54 244H52V242L50 243V247L49 246H47V247H44L43 249V252H41L42 251V248L40 249V248H38L37 249V251L40 249V251L39 252H37V251H35V253L36 254H30V255H28L27 254V257L29 258H31V261H30V259L26 262V261H24V262H26V264L27 263H29V264H65V260H66V264H206V259H207V256H212L213 257V259H215V260H217L218 262H219V264H220V262H222V261H224V260H226V257H227V260H226V262H228L229 264H264V259H261V258H264V248H263V246H264V242L262 243L263 245H259V244H261V243H259V244H257V248L258 249H255V250H257V251H254V255H252V257L249 259V260H247V261H245L246 260V258H245V260H244V256L242 257L240 254L242 253V251H241V249H240V244L238 245V243L236 242V238H238V235H235V234H233V230L231 231V229L230 228H227V227H229L231 224L230 223H232L233 222V220H231V221H229L227 218H224V215L222 214V216H221V214L220 213H226L227 212V214H225V217H227L229 214H228V211L227 210H225V207H229V209H230V207L232 206V205H234L233 203H240V204H242L243 202L244 203H248L250 200H251V195L252 194H250V192H256L257 194H258V196H260V194H261V198L260 199H262V195H263V191H262V193H261V186H262V181L264 180V114L263 113H258L257 115H253V117H255L256 118V120H255V118L254 119H252V120H249L250 118H251V116H252V114H248L247 115V118L248 119H245L244 121H246V122H244V121H239L238 122V124L236 123L235 125H234V127H233V129L231 128H229V127H231V126H229V124L227 123V122H225L226 120L225 119H227V118H229L230 117V114H232L231 112H225L224 110H222L220 113H221V116H220V113H219V115H218V120H216L215 119V117L213 118L212 116H210V117H212V118H208V119H206V120H208V121H206V122H204V125H202L203 123H202V121H204L203 120V118H206L207 116H208V114H205V109L203 108L202 109V106H200L201 105V103H203V102H201V103H199L200 102V100H199V102L197 103H195V106L194 107H196L194 110H193V106L192 105H190L189 103L191 102V97H190V93H189V91H185V89H186V87L184 88ZM53 88H55V89H53ZM56 88H57V90H56ZM64 88H65V86H64ZM145 88V89H144ZM184 88V89H183ZM239 89L241 88V87H238ZM237 88V89H238ZM221 89H223L224 90V88H221ZM226 89V90H227ZM108 90V89H107ZM115 90V91H114ZM225 90V91H226ZM45 91V90H44ZM113 91V92H112ZM117 91V92H116ZM148 91H149V94H148ZM176 91V90H175ZM46 92V91H45ZM46 92V93H47ZM54 92H53V94L50 96V97H52L50 100H52V102H56V101H58L57 99L59 98L58 97V94H57V96H56V94H55V97H57V98H55L54 97ZM109 92V93H108ZM183 92V93H182ZM230 92V91H229ZM256 92V93H255ZM251 91V92H249V95H250V97H251V95H253V97H255L254 95H256V97H255V99H257V100H263L264 99V91L263 92H260V91ZM261 94H260V93ZM66 94H63V95H61L60 94V96L62 97V98H67V99H69L70 98V96H69V94H67L68 93V91L67 92H65ZM116 93V94H115ZM259 93V94H258ZM48 94H47V96H48ZM114 94V95H113ZM118 94V95H119ZM122 94V95H121ZM176 94H177V92H176ZM188 96H187V95ZM44 95H45V93H44ZM153 95V94H152ZM158 95V94H157ZM158 95V96H159ZM46 96V95H45ZM46 96V97H47ZM116 96V97H115ZM154 96H155V94H154ZM187 96V97H186ZM2 97V96H1ZM0 97V102L2 103H0V106L2 105L3 106V99ZM166 97V96H165ZM190 97V99H188ZM260 97V98H259ZM43 98V97H42ZM101 98H102V96H100V100H101ZM122 98V97H121ZM44 99V98H43ZM60 99V98H59ZM67 99H60L59 101L61 102H63L64 101V103H62V105L63 104H65V105H67V103L69 102H67ZM186 99H188V100H190V102L188 101V100H186ZM42 102H44L42 99H40ZM54 100V101H53ZM70 100V99H69ZM102 100L104 101L105 99H104V97L102 98ZM146 100L149 102H147L146 103ZM180 100V101H179ZM41 101L39 102L40 104H41ZM107 101V100H106ZM161 101V102H160ZM174 101V102H173ZM169 102V103H168ZM262 102V101H261ZM263 102H264V100H263ZM262 102V103H263ZM57 103V102H56ZM145 103V104H144ZM172 103H174V104H172ZM188 103V104H187ZM43 104V103H42ZM60 104V103H59ZM58 104V105H59ZM159 104H160V106H159ZM170 104H171V106H170ZM56 105V104H55ZM130 105V106H129ZM166 105H168V107L166 106ZM199 106V108H198V106ZM111 106H112V104L110 105V108H111ZM170 106V107H169ZM177 106V107H176ZM192 106V107H191ZM264 105L262 104L261 106H258V107H256V109H254V111H256L257 109H258V111L260 110L259 108L261 107V110H264V107H263ZM55 107V106H54ZM167 107V108H166ZM263 107V108H262ZM53 108V107H52ZM130 108H131V110H130ZM164 108H166V109H164ZM169 108V109H168ZM188 108V109H187ZM192 108V109H191ZM163 109V110H162ZM202 109V110H201ZM244 109V108H243ZM123 110V111H124ZM180 110V111H179ZM189 110H191V114L190 113H188V112H190ZM199 110V111H198ZM20 111V110H19ZM22 111V110H21ZM20 111V112H21ZM25 111V110H24ZM23 111V112H24ZM133 111V110H132ZM197 111V112H196ZM228 111V110H227ZM32 111H29L28 110V112H27V110L21 115V113H19L17 116H22V117H24V118H17L16 116V118H17V120H20V122H18L19 123V125H18V127H17V125L15 126V125H10V124H8L7 125V123H8V121H10V122H13L14 120L16 121V118L14 117V119H13V116H12V118L11 119H13V120H11V119H8L6 122L7 123H5V121L3 122V124L1 125L0 124V212L1 213H4V216H5V213H7L8 212V210L5 212V210L7 209V207H5L6 205H4V204H6V202L5 201H7L8 199H10V198H12L14 195H13V193H12V188L11 187H13V186H11L10 188H11V190H10V188H8V187H6L7 185H9V184H12V183H19V181L22 179V178H20V176H18L17 177V174L15 173V171H16V169H15V171L12 169L13 167V165H14V163H12V162H14V161H10L11 159L13 160V157L14 156H12V154H13V152L14 151H12L11 150V148L12 149H14L13 147H14V145H13V143L11 142V141H13V139L17 136V134H19L20 135V132H22V130H26L27 132L26 133H29L31 136H32V132H34L35 131V134H33L34 136H37V138L39 137V135L40 136H42L43 134H45V133H42V132H46V134H47V132L49 131L48 129H50V125H52V123H50V121H47L46 119L47 118H45L44 120H46V121H44V122H46L45 124H43L42 123V117H40V118H38L37 116V118L39 119H37V120H35V113L34 112H32V117H34V118H30L31 116H29L30 115V113H31ZM126 111H124L123 112V114L125 113ZM225 112V114L223 115V113ZM234 112V111H233ZM157 113H158V115H157ZM166 113V114H165ZM172 113V114H171ZM188 113V114H187ZM198 115H196V114ZM202 113V114H201ZM17 114V113H16ZM25 114V115H24ZM33 114H35L34 116H33ZM227 114H229V115H227ZM14 115H15V113H14ZM153 115V116H154ZM170 115V116H169ZM187 115V116H186ZM200 115V116H199ZM201 115H202V117H201ZM204 115V116H203ZM26 116V117H25ZM28 116V117H27ZM192 116V117H191ZM206 116V117H205ZM243 116H245V115H243ZM260 118H259V117ZM170 119H169V118ZM173 119H172V118ZM222 117V118H221ZM223 117H224V119H223ZM26 118V119H25ZM154 118V117H153ZM177 118V119H176ZM190 118V119H189ZM192 118V119H191ZM194 118H196V119H194ZM25 119V120H24ZM155 119V118H154ZM162 119V118H161ZM198 119H200V120H198ZM215 119V120H214ZM21 120H23V121H21ZM179 120V121H178ZM197 120V121H196ZM212 120H214V121H212ZM225 120V121H224ZM255 120V121H254ZM166 121V122H165ZM173 121V122H172ZM193 123V124H196V126H194L193 125V127H195V128H193L192 126H191V122ZM194 121V122H193ZM22 122V123H21ZM40 122H41V124H40ZM49 122V123H48ZM251 122V123H250ZM38 123V124H37ZM48 123V124H47ZM176 123V124H175ZM178 123V124H177ZM225 123L226 124H228V126L225 128ZM245 123V124H244ZM14 124V123H13ZM21 124V125H20ZM24 124V125H23ZM50 124V125H49ZM219 124V125H218ZM241 124V125H240ZM254 124V125H253ZM32 127H31V126ZM39 125V126H38ZM41 125V126H40ZM45 125V126H44ZM57 124H55V126H56ZM202 125V126H201ZM215 125V126H214ZM225 125V126H224ZM253 125V126H252ZM10 126V127H9ZM22 126H23V128H22ZM37 128H36V127ZM53 126V125H52ZM152 126H153V124H152ZM152 126H150V127H152ZM191 126V127H190ZM204 126V127H203ZM243 126H244V128H243ZM41 127H44V129L43 128H41ZM45 127H47V129L45 128ZM174 127V128H173ZM179 127V128H178ZM199 127V128H198ZM202 127V128H201ZM221 127H223V128H221L222 129V132H224L225 131V129H226V131L225 132H229V133H227V134H222L221 136H220V134H219V131L218 130H221L220 128ZM19 128V129H18ZM22 128V129H21ZM30 128V129H29ZM39 128H40V130H39ZM52 128V130L53 131H55V130H57L56 128H54V126L53 127H51ZM54 128V129H53ZM176 128V129H175ZM229 128V129H228ZM14 129V130H13ZM80 129V128H79ZM82 129V128H81ZM191 129V130H190ZM249 129V130H248ZM18 132H17V131ZM28 130H29V132H28ZM32 130V134L30 133V131ZM52 130H50V131H52ZM112 130H113V127H112ZM196 130V131H195ZM233 130V131H232ZM254 130V131H253ZM178 131V132H177ZM184 131V132H183ZM242 133H241V132ZM248 131V132H247ZM180 132H182V133H180ZM191 132V133H190ZM231 132V133H230ZM236 132V133H235ZM250 132H252V133H250ZM37 133V134H36ZM99 133V132H98ZM98 133H97V135H98ZM249 133V134H248ZM254 133H256V134H254ZM260 133V134H259ZM11 134V135H10ZM24 134L25 133H23L22 132V134L20 135V136H24ZM153 134V133H152ZM183 134V135H182ZM211 134V135H210ZM219 134V135H218ZM245 134V135H244ZM248 134V135H247ZM28 135V134H27ZM99 137H101V135H104L103 133L101 134V133H99ZM226 136V135H229L230 137H231V135H234V136H232L231 138H233L232 139V142L234 143H232L231 141L229 142L230 144L232 143L234 146H235V148H233V150H235V149H238V151H240L239 153L241 154H244L245 153V151H246V154L248 153V155H250V156H252L251 158H252V160H253V163H251L250 162V164H247L246 166L245 165H243L242 164V166L240 165V168L238 169L239 170V172L241 171V175L239 174V176L240 177H242L243 179H245L244 181L246 182H239L237 185H235L237 182H236V180L234 179V180H232V178L233 177H231V176H229L228 174V170L227 169H224L225 167L224 166H226V163L224 164V162L225 161H227V160H225L227 157H229V158H231L232 156L230 155V153H226L225 151H226V147L224 148V150L223 149H220V148H223V142H225L224 140H226L225 138L227 137H224V136ZM259 135V136H258ZM260 135H261V137H260ZM14 136V137H13ZM20 136H18V137H16V139L17 138H19ZM22 136V137H23ZM113 136V137H112ZM222 136L224 137V140L222 141ZM247 138H246V137ZM251 137V140L249 139V137ZM258 136V137H257ZM12 137V138H11ZM44 137H46V135L45 136H43V138L42 139H44ZM104 137H105V135H104ZM112 137V138H111ZM153 137H154V139H153ZM172 137V138H171ZM220 137V138H219ZM257 137V138H256ZM98 138V137H97ZM162 138V137H161ZM166 138V139H165ZM239 138V139H238ZM243 138V139H242ZM253 138V139H252ZM260 138V139H259ZM12 139V140H11ZM99 139H101V141H102V138H99ZM153 139V140H152ZM185 139V140H184ZM9 140V141H8ZM18 141H20V140H22V141H20V142H24V140L25 139H23V138H21L20 137V140L19 139H17ZM45 141H47L46 139H44ZM115 140V141H114ZM178 140V141H177ZM220 142H219V141ZM236 142H235V141ZM244 140V141H243ZM247 140H249V141H247ZM111 141H112V143H111ZM137 141V140H136ZM154 141V142H153ZM227 141V140H226ZM263 141V142H262ZM103 142V144H107V142H105V141H102ZM101 142V143H102ZM105 142V143H104ZM159 142V143H158ZM161 142V143H160ZM170 142H173V143H170ZM219 142V143H218ZM238 142H239V144H238ZM249 142V143H248ZM254 142V143H253ZM116 143V144H115ZM154 143V144H153ZM169 143V144H168ZM259 143H260V145H259ZM10 144V145H9ZM103 144H102V146H103ZM133 144V143H132ZM153 144V145H152ZM158 144V145H157ZM168 144V145H167ZM183 144V145H182ZM185 144V145H184ZM226 145L228 144V143H225ZM224 144V145H225ZM251 144V145H250ZM2 145V146H1ZM150 145H152V146H150ZM163 145V146H162ZM178 145V146H177ZM239 145V146H238ZM249 147V148H247V146ZM254 145H255V148H254ZM256 145H257V147H256ZM5 146H7V147H5ZM12 146V147H11ZM21 146H22V144H21ZM158 146H160V147H158ZM171 146V147H170ZM220 146V147H219ZM11 147V148H10ZM23 147H25V145H23ZM117 147V146H116ZM253 147V148H252ZM132 148V152H130L131 149ZM251 148V149H250ZM260 148V149H259ZM117 149V150H116ZM137 149H138V153H137V155H140V156H132L131 157V155L129 156L128 154H133V152L134 153H136L137 152ZM139 149H140V151L142 152V153H140V151H139ZM103 150H105V148L103 149ZM118 150L120 151V155L122 156V157H118ZM146 150V151H145ZM148 150V151H147ZM223 150V151H222ZM10 151V152H9ZM154 151V152H153ZM144 152H146V153H144ZM225 152V153H224ZM257 152V153H256ZM259 152V153H258ZM263 152V153H262ZM9 153V154H8ZM12 153V154H11ZM116 153H118V154H116ZM222 153V154H221ZM224 153V154H223ZM114 154V155H113ZM227 154H229V155H227ZM34 155H36V154H34ZM135 155V154H134ZM143 155V156H142ZM226 155V156H225ZM9 156V157H8ZM109 156H113L112 158H110ZM142 156V157H141ZM224 156V157H223ZM237 156V155H236ZM259 156V157H258ZM33 157V156H32ZM36 157V156H35ZM131 157V158H130ZM136 157V158H135ZM141 157V159H139ZM149 157V158H148ZM153 158V159H151V158ZM34 158V157H33ZM109 158L111 159V160H109ZM120 158V160H118ZM235 158H237V159H235L234 161H235V164H237V166L239 165V162H240V160L238 161V158L239 159H241L240 157H235ZM228 159V158H227ZM233 159H234V157H233ZM257 159V160H256ZM122 160H124V161H122ZM251 160V161H252ZM254 160H256V161H254ZM109 161H111V162H109ZM115 161V162H114ZM143 161V162H142ZM9 162H10V164H9ZM118 162V163H117ZM121 162L122 163H124V162H126V164L127 163H129V165H128V170L127 169H123V167H125L126 168V165L124 166V165H122L121 164ZM165 162V163H164ZM223 163V164H222ZM228 163V162H227ZM242 163V162H241ZM240 163V164H241ZM257 163V164H256ZM3 164V165H2ZM5 164V165H4ZM117 164H119V165H121V166H119V167H116V168H119V169H117V170H120V171H118L119 173V175L121 176V177H123L120 181H115V183H112V181H114V180H116V178L114 179V177H113V174H112V170L113 169H116V168H114L115 166H118ZM125 164V163H124ZM135 164V165H134ZM140 164V165H139ZM161 164V165H160ZM165 164V165H164ZM167 164V165H166ZM251 164H253V166H251ZM12 165V166H11ZM102 165H104V166H102ZM132 165V166H131ZM249 165V166H248ZM3 166V167H2ZM8 166H9V168H8ZM10 166H11V169L12 170H10ZM106 166V167H105ZM131 166V167H130ZM134 166L135 167H137V170H135L134 169ZM258 166V167H257ZM2 167V168H1ZM7 167V168H6ZM85 168H86V166H84ZM110 167V168H109ZM121 167V168H120ZM242 167H243V169H242ZM104 168V169H103ZM106 168V169H107ZM140 169V171L142 172V173H140V171H139V169ZM4 169V170H3ZM6 169L8 170V171H10V173H8V172H6ZM249 169V170H248ZM255 169V170H254ZM257 169V170H256ZM259 169V170H258ZM261 169V170H260ZM18 170V169H17ZM122 170L125 172V173H123L122 172ZM127 170V171H126ZM133 170V171H132ZM146 170V171H145ZM227 170V171H226ZM13 171H14V175L12 176V174H13ZM19 171V170H18ZM153 171V172H152ZM262 171V172H261ZM12 172V173H11ZM123 174H122V173ZM160 174H159V173ZM224 172V173H223ZM18 174H19V172H17ZM21 173V172H20ZM150 174V176H149V174ZM157 175H156V174ZM161 173H162V175H161ZM237 174H238V171L236 172ZM261 173V174H260ZM263 173V174H262ZM3 174V175H2ZM7 174H9V177H11V178H9L8 176H7ZM138 174H139V176H140V174H143V176L141 177L142 179H137L138 177ZM148 174V175H147ZM11 175V176H10ZM21 175V174H20ZM137 175V176H136ZM228 175V176H227ZM260 175H262V178H261V176ZM22 176V175H21ZM144 176L146 177V180H145V178H144ZM156 176H158L159 177V183H155L154 181H155V179L157 180L158 179V177L157 178H155ZM222 176V177H221ZM244 176H245V178H244ZM260 176V177H259ZM7 177V178H6ZM15 177H17V178H15ZM149 177V178H148ZM150 177H152L151 179H150ZM154 177V178H153ZM5 178V179H4ZM15 179V181H14V179L12 180V181H14V182H12L11 183V181H8L9 179ZM20 178V179H19ZM148 178V179H147ZM222 178V179H221ZM130 179V180H129ZM154 179V180H153ZM256 179V180H255ZM263 179V180H262ZM125 180V181H124ZM151 180H153V182H150ZM222 182H221V181ZM229 180H231L233 183H231V182H229ZM262 180V181H261ZM18 181V182H17ZM104 181V182H103ZM141 181V182H140ZM144 181H145V183H144ZM161 181V182H160ZM164 181V182H163ZM258 181V182H257ZM8 182V183H7ZM10 182V183H9ZM116 182H117V184L118 183H120L119 184V186L116 184ZM121 182L123 183V185H125V184H127V185H125V186H123V188H122V186L120 187V185H122L121 184ZM126 182V183H125ZM143 182V183H142ZM164 184H163V183ZM146 183H149V184H146ZM150 183H153L152 185L154 186L155 184L157 185V187H155L154 186V188L157 190L156 192H155V190L153 191L152 189H154V188H152L153 186H151V184ZM155 183V184H154ZM7 184V185H6ZM129 184V185H128ZM144 184V185H143ZM225 184V185H224ZM260 184V185H259ZM139 185V186H138ZM150 185V186H149ZM161 185V187L159 188V186ZM165 185V186H164ZM227 185V186H226ZM241 185V186H240ZM245 185H248V187L247 186H245ZM145 186V187H144ZM222 186V187H221ZM225 186V187H224ZM230 186L232 187V186H235V188H231L232 190H234V194H236L237 193V195L234 197V198H232L231 199V197H229V198H225V196L227 195V193H229V191L231 190V189H229L230 188ZM238 186V187H237ZM111 187V188H110ZM115 187V188H114ZM116 187H119V188H116ZM136 187V188H135ZM142 187H144V188H142ZM220 187H221V189H220ZM241 188V190H240V188ZM8 188V189H7ZM110 188V189H109ZM130 188V189H129ZM137 188H139L140 190H138ZM145 188H147V189H145ZM163 188V189H162ZM6 189V190H5ZM43 189H46V187L44 188L43 187ZM48 189L49 188H47L46 190H45V192H43V195L42 196H40L39 198V202H36V201H34V202H36V203H38V204H40V202H42V203H44V202H46V201H48V196L47 195H49V191H48ZM62 189H64V188H62ZM116 189H118L117 191H116ZM124 189V190H123ZM134 189V190H133ZM137 189V190H136ZM149 189V190H148ZM165 189H166V191H167V193H166V191H165ZM123 190V191H122ZM225 190V191H224ZM249 192H248V191ZM254 190V191H253ZM263 190V189H262ZM7 191V192H6ZM42 191H44V190H42ZM126 191V192H125ZM129 191V192H128ZM139 191V192H138ZM143 191V192H142ZM145 191V192H144ZM158 191H159V193H158ZM162 191V192H161ZM169 191V192H168ZM219 191V192H218ZM40 192V191H39ZM47 192V193H46ZM154 192L155 193H157V194H154ZM161 192V193H160ZM165 192V193H164ZM224 192V194L222 195V193ZM231 192V191H230ZM233 192V191H232ZM6 193V194H5ZM8 193V194H7ZM9 193H12V195L10 194L9 195ZM107 193V194H106ZM118 193V194H117ZM141 193V194H140ZM256 193H254V195H256L257 196V194ZM108 194H109V196H108ZM111 194H112V196H111ZM114 194V195H113ZM162 194H163V196H162ZM190 194V195H189ZM218 194V195H217ZM72 195H73V197H72ZM128 195V196H127ZM154 195V196H153ZM158 195V196H157ZM222 195V196H221ZM233 195V194H232ZM3 196V197H2ZM31 196V195H30ZM29 196V197H30ZM89 196V195H88ZM158 198V200H157V198ZM161 196V197H160ZM196 196V197H195ZM199 198H198V197ZM3 199H2V198ZM5 197V198H4ZM7 197H9L7 200H5L4 201V199H6ZM28 197V196H27ZM26 197V199L24 200V203L26 204H24V206L26 207V209H25V207L23 206V207H20V208H23L22 210H24V211H26L27 210V206H30V207H32L31 208V210L32 209H34L35 207H37V208H39L40 207V205L39 206H36L37 204H35V203H31V205H28V203H30V200H35L34 198H33V196H32V198H29V200H28V198ZM86 197V196H85ZM114 197V198H113ZM120 197V198H119ZM165 197V200L163 199ZM168 197V198H167ZM189 197V198H188ZM191 197L192 198H194V200H196L195 202H196V205L198 206L199 205V208H200V206H201V208H202V210H199L200 211V213H205V214H207V216L208 215H214V219L212 218L211 219V217L210 216H208V218L205 220V219H203V220H205V222L203 223H199V224H196L195 226L193 225V226H191L190 227V229L192 230H188V235H184L185 236V239H183L184 237L183 236H181V238H182V240L183 241H186V242H188V240H189V243L190 244H188V243H185V244H187V248L186 249H184V248H182V247H184V246H182V247H180L179 246V243L178 242H180V240H177L178 242H176V241H173V238H174V236H173V232H174V230L172 229V228H168L169 230H170V232H172L171 234H172V237H171V234H169L167 231H169V230H165L166 229V227H167V225H171V226H173L172 225V223L174 224V226L173 227H175V226H177L178 227V224L176 225V223H174V221L175 222H177L175 219H173V218H179L177 215H176V213H174V214H172L173 212H174V209L172 210V211H170L168 208H170V205H174L175 203H181V201L182 202H184V201H188L189 199L190 200H192L191 199ZM213 197V198H212ZM216 197V199L217 198H219V199H217L216 201L214 200V198ZM224 197V198H223ZM43 198V199H42ZM44 198H47V199H44ZM70 198V199H69ZM186 198V199H185ZM199 200H198V199ZM212 198V199H211ZM44 200V201H42V200ZM69 199V200H68ZM109 199V200H108ZM110 199H112V201L110 200ZM123 199V200H122ZM130 199V200H129ZM162 199H163V201H162ZM178 199V200H177ZM182 199V200H181ZM226 201H225V200ZM241 199H246V201H244V200H241ZM26 200H28V201H26ZM46 200V201H45ZM90 200V198L88 199V201ZM105 200V201H104ZM106 200L108 201L107 202V204L105 203L106 202ZM115 200H117V201H115ZM133 200V201H132ZM189 200V201H190ZM194 200H192L193 202L192 203H194ZM197 200L199 201V202H197ZM207 200V201H206ZM258 200H259V197H258ZM65 201H66V206H65ZM69 201V202H68ZM87 201V202H88ZM111 201V202H110ZM120 201V202H119ZM123 201L125 202V204L123 203ZM158 201V202H157ZM160 201H162V202H160ZM172 201H174V202H172ZM203 201H205V202H203ZM213 201V202H212ZM219 201H221L222 203H220ZM243 201V202H242ZM260 201V200H259ZM263 201H264V199H263ZM33 202V201H32ZM90 202V201H89ZM88 202V203H89ZM109 202H110V204H109ZM122 202V203H121ZM129 202V203H128ZM170 202V203H169ZM214 202H215V204L217 205V206H215V204H214ZM225 202V203H224ZM261 202V201H260ZM84 203V204H83ZM112 203V204H111ZM120 203V204H119ZM172 203V204H171ZM218 203V204H217ZM231 203H232V205H231ZM47 203H45V205H46ZM67 204H69V205H67ZM104 204V205H103ZM195 204V203H194ZM201 204V205H200ZM212 204V205H211ZM3 205V206H2ZM44 205V204H43ZM103 205V206H102ZM195 205V206H196ZM204 205V206H203ZM228 205V206H227ZM42 206V205H41ZM161 206H164V207H161ZM167 206V207H166ZM211 206V207H210ZM6 209H5V208ZM29 207V208H30ZM34 207V208H33ZM68 207V210H70V211H68L67 210V212H66V208ZM74 207V208H73ZM166 207V208H165ZM213 207V208H212ZM41 208V207H40ZM73 208V209H72ZM160 208V209H159ZM173 207H171V209H172ZM200 208V209H201ZM204 208V209H203ZM215 208V209H214ZM222 208V209H221ZM232 208L233 207H231V210H232ZM4 209V210H3ZM117 209V210H116ZM127 209V210H126ZM163 209V210H162ZM167 211H166V210ZM207 209V210H206ZM211 209V210H210ZM228 209V210H229ZM18 212H17V214L18 213H20V214H18L19 215V217H18V215L16 214V211H15V213L13 214V216L15 217L14 218V220H13V217H12V215H10V217L11 218H9V220H10V222L12 223V225L14 226V227H16V226H18V227H16V229L18 230V228L20 227V229H22V227H25L24 225H21V224H23L22 223V221L24 220H26L25 219V215H26V218H27V216H29V215H31V213H26V212H31V211H29L30 209H28V211H26V212H23L22 210V213L21 212H19L20 210H19V207H18V209H16ZM73 210V211H72ZM120 210V211H119ZM214 210V211H213ZM215 210H216V212H215ZM162 211H164L165 212V215H163L164 214V212H162ZM170 211V212H169ZM208 211V212H207ZM217 211H219L218 213H219V216H218V218H215V214H214V212L218 215V213H217ZM109 214H108V213ZM128 212V213H127ZM130 212V213H129ZM211 212V213H210ZM230 212V211H229ZM107 213V214H106ZM125 213V214H124ZM210 213V214H209ZM22 214V215H21ZM120 214V215H119ZM127 214V215H126ZM167 214V215H166ZM3 215V214H2ZM17 215V216H16ZM22 216V218H20L21 216ZM74 215H76V214H74ZM81 215H83V213L82 214H80V217H81ZM108 215V216H107ZM170 215H171V217H173L172 219L174 220H172L171 221V218L169 219V217H170ZM201 215V214H200ZM217 215H216V217H217ZM227 215V216H226ZM4 216H2L3 217V221H5L6 220V216H7V220H6V222L7 221H9L8 220V213H7V215L4 217ZM116 216V217H115ZM163 216V217H162ZM165 216L167 217V219L165 218ZM169 216V217H168ZM199 216V215H198ZM206 216V215H205ZM2 217H1V214H0V221H2L1 219H2ZM83 218V217H82ZM206 218V217H205ZM223 218V219H222ZM11 219H12V221H11ZM20 219H23V220H20ZM169 219V220H168ZM59 220V221H58ZM64 220V219H63ZM111 220H113V221H111ZM224 220V221H223ZM17 221V222H16ZM56 221V222H55ZM120 221V222H119ZM180 221V219H178V222ZM218 221H220V222H218ZM261 221V220H260ZM19 222V224H15V223H18ZM21 222V223H20ZM59 222V223H58ZM106 222V221H105ZM111 222V223H110ZM163 222H165L166 223V227H165V224L163 223ZM177 222V223H178ZM240 222H242V224L244 223L243 221H241L240 220ZM239 221H238V223L237 224H235L236 226L237 225H239V224H241ZM5 223V222H4ZM57 223V224H56ZM64 223H66V224H64ZM134 223V224H133ZM169 223V224H168ZM1 224H3V222L1 223ZM77 224V225H76ZM106 224V225H105ZM112 224V225H111ZM161 224V225H160ZM221 226H220V225ZM68 225H70V226H68ZM100 225V226H99ZM109 225V226H108ZM157 225H159L160 227H157ZM164 225V227H165V229H164V227H162ZM206 225V226H205ZM2 226V225H1ZM22 226V227H21ZM52 226V228H50ZM57 226V227H56ZM60 226V227H59ZM74 226H76V227H74ZM108 226V227H107ZM111 226V227H110ZM196 226H198V227H196ZM217 226H219V227H217ZM225 226V227H224ZM48 227H49V229H48ZM73 227L74 228H76V229H73ZM110 227V228H109ZM58 228V229H57ZM107 228V229H106ZM157 229L158 228V230H159V228L160 229H162L163 228V230H156V232L154 231V229ZM219 228H226L225 230H223V229H218ZM47 229H48V231H47ZM60 229V230H59ZM63 229H65V230H63ZM102 229V230H101ZM104 229H106L105 231H104ZM114 229V230H113ZM116 229H117V231H116ZM212 229V230H211ZM230 230V232H229V230ZM263 229V230H262ZM46 230V231H45ZM63 230V231H62ZM71 230H74V231H72L71 232ZM82 230V231H81ZM112 231V232H110V231ZM199 230H200V232H199ZM201 230H202V232H201ZM228 230V231H227ZM1 231H3L1 228H0V233H1V235L3 234L4 236H2L1 237V235H0V243H2L1 242V240H3V238H4V240L6 239H9L10 241H11V236L13 237V239H14V236H13V234L12 235H9V233H7L6 231H8V230H6V231H3V233L1 232ZM41 233H40V232ZM45 231V232H44ZM50 231V232H49ZM54 231V232H53ZM66 231V232H65ZM77 231H81V232H77ZM114 231V232H113ZM154 231V232H153ZM157 231L159 232V233H157ZM165 231H166V233H165ZM196 231H197V233H196ZM220 231V232H219ZM9 232V231H8ZM76 232V233H75ZM86 232V233H85ZM191 232V233H190ZM66 233V234H65ZM111 233V234H110ZM156 233V234H155ZM190 233V234H189ZM213 233V234H212ZM223 233V234H222ZM231 233V234H230ZM260 233H261V235L262 234H264V222H261V228H260ZM6 234V235H5ZM21 234V233H20ZM23 234V233H22ZM43 234H45L46 236V238L45 237H42L43 236ZM83 234V235H82ZM155 234V235H154ZM159 234H161V235H159ZM205 234H207V235H205ZM230 234V236H228ZM87 235V236H86ZM102 235H104V236H102ZM154 235V236H153ZM168 235L170 236L168 239H167V237H168ZM234 235V236H233ZM7 236V238H5ZM20 236V235H19ZM18 235H17V237L18 238H20L19 239V241L21 240V238H23L24 236H20L19 237ZM39 236V237H38ZM68 236V237H67ZM82 236V237H81ZM97 236V237H96ZM108 236H109V238H108ZM188 236V237H187ZM201 236L202 237H207L205 240H203L202 238H201ZM216 236V237H215ZM223 236V237H222ZM228 237V242H227V237ZM233 236V237H232ZM264 236V235H263ZM262 236V237H263ZM78 237V239H76ZM80 237V238H79ZM93 237V238H92ZM166 237V238H165ZM17 238V239H18ZM219 238V239H218ZM224 238V239H223ZM13 239H12V241H13ZM27 239V238H26ZM60 239V240H59ZM162 239V240H161ZM214 240V241H210V240ZM221 239V240H220ZM15 240V239H14ZM23 240L24 239H22L20 242L22 243L23 242ZM28 240V239H27ZM26 240V241H27ZM58 240H59V242H58ZM62 240H64L63 242H62ZM97 240V241H96ZM201 240L203 241V242H201ZM207 240V241H206ZM260 240V239H259ZM261 240H263V239H261ZM25 241V240H24ZM42 241H45V240H42ZM61 241V242H60ZM80 241V242H79ZM156 241V242H155ZM192 241V242H191ZM194 241H196V242H194ZM205 241V242H204ZM208 241H210L211 243H214V244H211V249L213 250H211V249H209V250H211L210 252H211V254L210 253H208L207 254V256H206V254L205 255H203L202 253L204 252V251H202L201 252V254L203 255V256H201V254H200V250L198 251L197 250V248L199 247V245H200V243H208ZM5 242V241H4ZM31 241H29V243H30ZM34 242H31V243H34ZM119 242V243H118ZM171 242V243H170ZM198 242V243H197ZM220 242V243H219ZM260 242V241H259ZM6 243L8 244V243H11V242H7L6 241ZM24 243V242H23ZM28 243V242H27ZM58 243H60V244H58ZM192 243V244H191ZM194 243V244H193ZM237 243V244H236ZM5 244V243H4ZM4 244H1L0 245V247L1 246H3ZM36 244H38V246L36 245H34V244H32V245H34L35 247H39V243H36ZM52 244V245H51ZM155 244V245H154ZM32 245L31 244H28V246H30V247H32ZM119 245V246H118ZM174 245V246H173ZM175 245H178V246H175ZM189 245H191V247H193L192 249L191 248H188V246ZM196 245H198V246H196ZM215 245V246H214ZM229 245H231V247H229L228 248V246ZM235 245V246H234ZM237 245V246H236ZM258 245L260 246V247H258ZM261 246H262V248H263V250L262 249H260L261 248ZM4 248H3V250H1V252L3 251V252H5V251H7L6 249H8V247H7V245L5 244V246H3ZM54 247V248H53ZM64 247V248H63ZM179 247V248H178ZM190 247V246H189ZM196 247V248H195ZM6 248V249H5ZM45 248H47V250H45ZM49 248V249H48ZM56 248V249H55ZM121 248V249H120ZM174 248V249H173ZM180 248H182V249H180ZM221 248V249H220ZM231 248V249H230ZM236 248V249H235ZM239 248V249H238ZM1 249V248H0ZM190 249V250H189ZM230 249V250H229ZM9 250V249H8ZM10 250H11V248H10ZM178 250V251H177ZM192 250V251H191ZM197 252H199V253H195V251ZM237 252H236V251ZM60 251V253H58ZM65 251V252H64ZM170 251V252H169ZM226 251V252H225ZM228 251V252H227ZM231 251H232V253H231ZM241 251V253L239 254V252ZM44 252H47V253H44ZM51 254H50V253ZM56 252V253H55ZM62 252V253H61ZM64 252V253H63ZM237 253V254H235V253ZM34 253V252H33ZM44 253V254H43ZM214 253V254H213ZM227 253H230V255L228 254V255H226ZM263 253V254H262ZM46 254V255H45ZM50 254V255H49ZM198 254H200L199 256H198ZM233 254V255H232ZM235 254V255H234ZM238 254H239V257H238ZM40 255H43V256H40ZM59 256V257H57V256ZM32 256V257H31ZM45 256V257H44ZM204 256H206V258H204ZM214 256H215V258H214ZM217 256V257H216ZM225 256V257H224ZM228 256H229V258H228ZM233 256H234V258H233ZM241 256V257H240ZM35 257V258H34ZM47 257L48 258H51V261H50V259H47ZM59 260H58V259ZM64 258V259H63ZM70 258V259H69ZM200 258V259H199ZM217 258V259H216ZM231 258H233L232 260H231ZM237 258H243V259H241V261L239 260H237ZM259 258V259H258ZM27 259V258H26ZM39 259H41V260H39ZM47 259V260H46ZM255 259H257L258 260V263H257V261L255 260ZM24 260V259H23ZM34 260V261H33ZM45 260V261H44ZM75 260V261H74ZM173 260V261H172ZM197 260V261H196ZM220 260V261H219ZM230 260H231V262H230ZM251 260H252V262H251ZM76 262V263H74V262ZM202 261V262H201ZM205 262V263H204ZM248 262V263H247ZM254 262V263H253Z\"/></svg>",
    "mask_w": 264,
    "mask_h": 264
}]
</instances>
